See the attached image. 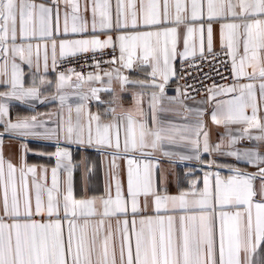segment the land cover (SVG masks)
I'll return each mask as SVG.
<instances>
[{
    "label": "snow or ice",
    "instance_id": "obj_1",
    "mask_svg": "<svg viewBox=\"0 0 264 264\" xmlns=\"http://www.w3.org/2000/svg\"><path fill=\"white\" fill-rule=\"evenodd\" d=\"M217 36L231 79L169 94L176 62L215 57ZM89 54L91 71L61 70ZM0 87V264H264V0H0ZM14 101L59 106L13 120ZM30 140L55 141L51 169L28 163ZM71 145L110 156L103 195L75 193ZM164 160L203 174L186 166L173 194Z\"/></svg>",
    "mask_w": 264,
    "mask_h": 264
},
{
    "label": "crops",
    "instance_id": "obj_2",
    "mask_svg": "<svg viewBox=\"0 0 264 264\" xmlns=\"http://www.w3.org/2000/svg\"><path fill=\"white\" fill-rule=\"evenodd\" d=\"M90 15V14H89ZM218 27V26H217ZM221 50L220 43L218 36L214 42V52ZM181 65L180 61L176 62V68L177 71ZM22 67L26 73L25 75V81L30 82L31 80V73L26 64H22ZM49 78L55 79L56 73L50 71L48 73ZM176 81L172 82L175 83ZM117 90H119L118 85H114ZM0 90H2V87H0ZM172 93V90H169V94ZM47 94V93H46ZM101 99L104 101H108L110 99L109 94L107 93H101ZM202 98H197L196 100H200ZM75 100V97H70V102H73ZM123 100H124V106L128 107L131 104L130 95L128 93L123 94ZM35 103V109H30L27 105H21L19 102H12L10 105V115L13 120H15L17 114L20 115H30L34 114L36 112L39 113H55L59 106V101H50L46 102L44 104H41L39 102H33ZM189 104L191 105L192 102L189 101ZM108 105L100 104L96 101H92L90 103V108L93 112H103L104 109ZM55 119V117H53ZM205 120L207 122V128L206 130L209 132L210 139L212 142H217L219 137L225 133V128L222 126H216L212 123L210 117L206 116ZM175 123H183V120L179 118L174 119ZM0 131H2V126H0ZM233 131L235 132V127L233 128ZM29 148L31 151L28 153V163L29 164H36V165H44L47 166L49 169L55 165V159L50 158V153L55 152V141H46V140H30L28 142ZM248 142L244 141L242 144L237 145V147H244L247 146ZM19 147V142L17 140L9 139L7 138V135L4 140V154L6 158H12L15 159V153ZM72 154H73V161L74 163H77L80 165V167L74 172V191L77 194V196L81 195H88V196H101L104 194L106 184L110 180V168H109V162H110V156L105 151H101L97 148H83L82 146L78 145H71L70 146ZM110 151V150H108ZM45 153L44 156H38L34 153ZM205 159H211L207 154H203ZM220 163H236L233 158L231 157H220L218 158ZM119 164V168L116 170L122 184L126 188V162L125 161H117ZM89 166L92 167L91 173H89L88 168ZM187 167H193L196 172H198L200 175H202L201 166L195 162V161H187L183 164L176 163L173 164L167 160H164V162L161 165L162 171L168 173V180H169V190L171 193L175 194L177 191V175L183 176V173L186 171ZM241 170L244 171H253L251 166L245 165L243 163L237 164ZM206 170V169H205ZM223 174H227V169L223 170ZM187 181L184 180L183 184L181 186H186Z\"/></svg>",
    "mask_w": 264,
    "mask_h": 264
},
{
    "label": "built area",
    "instance_id": "obj_3",
    "mask_svg": "<svg viewBox=\"0 0 264 264\" xmlns=\"http://www.w3.org/2000/svg\"><path fill=\"white\" fill-rule=\"evenodd\" d=\"M215 57L209 55L206 59L200 60L196 59L193 63H184L183 67H179L177 73L182 76L183 79L171 83L169 90H172L178 86L183 87L185 85H191L193 91L189 89V94L195 96V98H202L204 88L211 85L213 82L225 83V80L221 77H227L229 80L230 76V58L226 57L222 50L215 51ZM110 54V53H109ZM91 54L83 58H72L66 60L62 66L61 70L68 67L75 68L77 71L83 70L85 73L91 71L92 69L86 65L91 63ZM107 58V57H106Z\"/></svg>",
    "mask_w": 264,
    "mask_h": 264
}]
</instances>
